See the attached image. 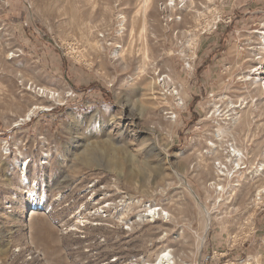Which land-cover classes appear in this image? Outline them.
Wrapping results in <instances>:
<instances>
[{"label": "rangeland", "instance_id": "374dc122", "mask_svg": "<svg viewBox=\"0 0 264 264\" xmlns=\"http://www.w3.org/2000/svg\"><path fill=\"white\" fill-rule=\"evenodd\" d=\"M167 1L141 36L143 0H0V264H148L167 248L174 264H264V94L245 81L264 0ZM92 185L171 216L131 230L112 206L83 226Z\"/></svg>", "mask_w": 264, "mask_h": 264}, {"label": "bare ground", "instance_id": "6f19581e", "mask_svg": "<svg viewBox=\"0 0 264 264\" xmlns=\"http://www.w3.org/2000/svg\"><path fill=\"white\" fill-rule=\"evenodd\" d=\"M181 1L183 2L184 0H181ZM150 2H151V0H143L142 10L144 12V19H143V22H142L141 27H140V35L141 36L142 35H146V33H147L146 12H147V8L150 5ZM175 6H176V0H168L167 3H166V8H168V7L175 8ZM181 11H182V9H181ZM123 18H125V17L123 16ZM119 26H121V27H120V30L118 31V33L119 34L124 33V29H125L124 20H120ZM261 35H262L261 37H262V40H263V42H262L263 46L258 47L259 48V50H258L259 52H257V50H256L257 53L255 54V55H258V56L260 55L259 57H257L258 58L257 59L258 63L256 64V66L252 67L249 70V74L245 76V81L246 82H250V84L253 87L259 88L258 90H260V94H264V56H263V54H261V53L264 52V32H261ZM120 47H121L120 44H116L115 45V49H114V51H112V55L114 57H118L119 56ZM145 51L146 52L144 53V64H146L147 60H149V54H148L147 50H145ZM261 51H263V52H261ZM184 56H187V54H185ZM154 73H155V76L151 77V79H152V82H153V80H155L156 82H153V84H155L157 82L158 83H162L163 81H164V83H163L164 85L166 83H168V78H169L168 75H164L163 78H161V76L156 74V70L154 71ZM46 90H47V88H46ZM46 90H44V92ZM172 93L173 94H176V93L179 94L180 92H179V90L173 89ZM181 100L183 102V98L182 97H180V101ZM243 101H245V100L243 99ZM244 104H246V103H244ZM231 107L232 108L244 109L246 107V105H243V103H241L240 105L232 103ZM235 111H234V114H236V115L231 117V119L233 120L232 124H235L238 121H240L238 119L242 116V114L240 115L238 111H236V112ZM28 115L30 116V112H28L25 116L28 117ZM245 116L242 117L243 120H241V121H243L242 122L243 124L246 123V121H244V118H246ZM243 124H242V126H243ZM217 131H218V133L220 135H222L223 133L226 132V131H223V128H219V129H217ZM209 144L214 146L215 143H213L211 141ZM111 150H112L111 153H109L107 155L108 167L112 166L113 168L120 169V171H119L120 173L119 174L122 175L121 167L124 165V160L118 154L119 152H117L116 146L113 145ZM232 151L234 153H239V152L241 153V149L239 147L235 146L234 144H232ZM80 160H81V162L84 165H87V166H93L95 164L98 165V162H99L98 159H96L94 157V155L92 156V154H90V153H86L85 155L81 156ZM237 161H239V160H237ZM15 163H16V161H15ZM17 164H18V167L21 170V175L24 173L23 180H25L26 182L29 183L31 181L30 180L31 177H29V175H28L27 164H25V163L22 164L19 161L17 162ZM130 173L132 174L133 172L131 171ZM130 177L131 176H129V178ZM180 177L182 178L183 183L191 190L192 193L195 194L194 190L189 186V184H188L187 180L185 179V177L182 176V175ZM34 182H36V181H34ZM33 185H34V183H33ZM36 188H39V184L38 183H36ZM89 188H93V189L90 190ZM86 189L90 190V192H88L89 195H90L89 202H88V204H87V202L86 203H82V207L84 206L83 209L85 210L84 213H80V212L77 213L78 217L81 218V223H83V226H85L86 223L88 222L86 220V217H87L88 214L89 215H94V213H96V215H98L100 217H108V216H110V215H108L107 212L109 211L108 208H111L112 206H113L112 207L113 209H116L118 206H122L120 209L117 208L118 209L117 210L118 214L115 216V218H117V220L119 222H122L125 226H127L126 229H131V230H133L135 225H137L141 221L145 220L146 217L153 218L154 222H156L158 220H165L166 216H168V219H169V217L171 216L169 211L166 210L162 204L160 206L157 203H152V202H149V200L146 201V200H143V199L137 198V197H133V198H131V197H127L126 198L125 197L126 199L123 200V202L121 204H117L116 202H110V200L108 198V194L106 193V191L98 189L95 185L88 186ZM100 191H102V193L98 194V192H100ZM118 191L120 193H123V191L121 189H119V188H118ZM263 191H264V188L260 189L258 191V194L261 195ZM84 193H86V192L84 191L82 194H84ZM31 200H33L35 202L34 203L35 208H40V202H39V199L37 197H34ZM41 200H42V198H40V201ZM130 204H138V207H140L138 212L135 215H133L132 217L128 216L129 215V211H131ZM95 205H100V206H97L96 211L93 212L91 210V208L95 207ZM7 207H11V206H7ZM90 224H91V222H90ZM63 225H65V224H63ZM93 225H98V224L95 223ZM72 229H74V228H72ZM166 235H167V233H165V236ZM164 251H166V252L163 255L161 254L162 256L159 255L154 261H150V262L148 261V264H174V263H176L175 255L173 254L172 250L167 248V250H164ZM145 262H147V260ZM130 264H136V263H130Z\"/></svg>", "mask_w": 264, "mask_h": 264}]
</instances>
